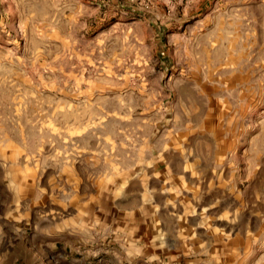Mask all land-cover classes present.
Wrapping results in <instances>:
<instances>
[{"label":"rangeland","instance_id":"1","mask_svg":"<svg viewBox=\"0 0 264 264\" xmlns=\"http://www.w3.org/2000/svg\"><path fill=\"white\" fill-rule=\"evenodd\" d=\"M0 264H264V0H0Z\"/></svg>","mask_w":264,"mask_h":264}]
</instances>
